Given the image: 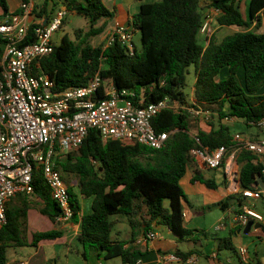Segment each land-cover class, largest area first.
<instances>
[{"label": "trees", "instance_id": "obj_1", "mask_svg": "<svg viewBox=\"0 0 264 264\" xmlns=\"http://www.w3.org/2000/svg\"><path fill=\"white\" fill-rule=\"evenodd\" d=\"M246 2L248 11L244 14L241 7ZM60 4L69 13L85 18L90 30L84 35L81 29L76 30L75 41L65 35L52 54L38 60L41 69L36 72L48 75L56 90L86 86L99 74L118 90H135L146 106L169 99L210 111L213 118L210 129L195 132L191 115L170 107L154 120L158 132L170 135L160 150L103 139L97 130H91L78 151L57 158L56 166L71 195L72 222L80 224L77 239L84 249L82 257L88 261L91 249L104 261L120 259L121 264H135L141 253L132 244L141 229L146 235L153 223L168 228L179 241L198 244L202 237L209 238L210 233L185 227L187 198L181 181L188 170L193 171L192 183H201L213 190L219 188L215 180L202 175L199 166L193 169L197 162L192 150L207 148L213 152L226 147L229 155L235 154L241 190L259 189L260 181L264 182V160L239 146L226 124L237 120L251 128L264 121V0L240 3L236 0H155L143 4L132 22L133 31H139L142 37V50L135 47L134 54L119 42L98 47L90 43L91 38L105 31L106 24H98L115 17L105 0H45L35 14L39 19L50 20ZM0 8L3 16L10 14L8 0H0ZM207 9L220 11L217 18L220 28L238 30L221 42L215 35H208L202 45L199 35ZM20 12L19 9L11 14ZM36 25L31 26V31ZM210 31L208 27L206 33ZM4 47L5 42L0 38V76ZM191 66L196 75L193 103L188 102L189 96L185 93ZM241 69L245 72L244 84L238 80ZM224 70L228 71L226 78L222 76ZM73 177L78 179L76 187L71 182ZM32 185V195L20 194L7 202V224L0 231V264L9 263L10 249L28 246L29 212L33 208L37 206L55 224L62 214L40 169L33 173ZM223 186L227 187L226 175ZM32 196L38 203L32 201ZM241 197L240 193H234L217 206L228 212L240 207ZM90 198L93 199L91 212L82 215L81 200ZM165 202H169V208ZM122 218L130 224L131 241L113 235ZM238 229L231 228L225 237H212L218 243L219 254L229 251L237 256L233 235ZM63 235L58 229L36 232L32 246L38 247L43 241L57 240ZM127 244L130 246L126 247ZM175 252L185 258L199 254L198 251Z\"/></svg>", "mask_w": 264, "mask_h": 264}, {"label": "built area", "instance_id": "obj_2", "mask_svg": "<svg viewBox=\"0 0 264 264\" xmlns=\"http://www.w3.org/2000/svg\"><path fill=\"white\" fill-rule=\"evenodd\" d=\"M20 11L5 15L0 21V38L5 42L0 76V231L7 224V202L17 195L34 193L33 173L39 169L62 211L57 224L72 222L74 210L69 187L56 161L62 155L78 151L91 130H97L103 139L128 141L160 150L170 137L168 132H158L154 127L155 118L163 110L170 107L176 112L184 110L200 121H207L212 115L202 108L173 103L169 99L146 106L135 90H118L99 74L86 86L56 90L48 75L36 71L41 69L38 60L54 52L56 44L52 37L61 30L67 10L61 7L50 20L39 19L30 3L22 2ZM215 12L220 14L219 10ZM34 23L37 25L31 31ZM210 24L211 19L207 18L201 30L203 34ZM133 37V29L119 25L108 37L107 45L119 42L134 54ZM257 127L264 132V121ZM237 143L264 160V139ZM228 152L226 147L213 152L196 148L192 155L200 168L223 169L229 181L236 183L239 167L235 154ZM237 192L242 195V203L228 211L229 216L221 221L218 231L228 227L244 229L250 221L264 224V217L254 204L264 193L258 188ZM158 238L159 234L152 229L137 242L142 244ZM237 256L239 264H253L247 247L239 246ZM212 258L219 260V254L214 253ZM198 262L197 255L185 258L176 252H167L161 256V264ZM135 264L145 263L138 259Z\"/></svg>", "mask_w": 264, "mask_h": 264}, {"label": "rangeland", "instance_id": "obj_3", "mask_svg": "<svg viewBox=\"0 0 264 264\" xmlns=\"http://www.w3.org/2000/svg\"><path fill=\"white\" fill-rule=\"evenodd\" d=\"M25 3H31V0H24ZM38 5L34 7L35 12H38V6H42L45 2L44 0H34ZM155 0H150V2H153ZM158 1V0H157ZM205 1V0H202ZM9 5L11 7L16 6V2L13 0H8ZM22 3V2H21ZM110 6V3H107ZM247 4V2L244 4V6ZM61 7H65L63 4H60L57 9L58 11ZM66 8V7H65ZM1 14V11H0ZM1 21V16H0ZM100 24H98L99 26ZM81 29L83 31V35L89 32L90 25L89 22L76 14L69 13L67 11V15L65 17V24L59 30L57 33H55L52 37L53 42L56 45H59L62 42V39L65 35H67L71 40H76L75 32L76 30ZM213 32L210 31L209 34ZM133 41L135 44V47L138 51L142 50V37L141 33L139 31L134 32ZM103 34V33H102ZM96 37H93L90 39V43L94 47H98L103 43H107L108 37L110 34H103ZM199 41L202 45H205L206 37L203 33H200L199 35ZM223 78H226L228 76V71L224 70L222 73ZM238 80L242 84L245 82V72L243 69L240 70L238 74ZM196 81V75H195V68L194 66H191L189 68V74L187 76V87L185 89V93L191 97L193 95V87ZM191 125L196 132L198 129L202 130H208L210 129L209 124L213 121V118H209L207 121H200L199 118L191 116ZM217 120H215L216 122ZM231 128L232 135L237 139L238 142L242 140H259L264 139V132L259 127H251L248 128L245 124L242 122H239L237 120H230L226 122ZM198 164L193 165V169H199ZM208 172H206L207 176H215L218 182L221 181L223 177V169H206ZM193 176L192 169H189L186 176L181 181V186L184 190V193L187 198V202L185 203V223L186 226L192 230V231H199V232H207L210 233L209 238H201V243L192 244L191 248L199 250L201 253H207L210 252L212 247L217 242L212 237H225L229 235L230 227H228L226 230L218 231L217 227L220 225L221 221L227 220V216H229V212H224L220 207L217 206L218 203H214L218 198V193L210 192L211 196L210 198L202 192V184H194L192 183L191 179ZM74 186L76 187L78 183V179L76 177H73ZM260 183L264 187V182L261 180ZM32 201L36 204L38 203V200L35 197H31ZM93 199H85L81 201L82 207H83V213L89 214L91 210L89 211V207L91 208ZM255 208L256 210L263 215L264 217V199L255 201ZM165 206L169 208V202H165ZM40 213L36 208H33L30 212L31 215V227H28V234H27V240H28V246L20 247L16 249H10L9 251V259L11 262H29V264H93L97 262V256L93 251H90L89 249V260L86 261L82 255L77 254L78 251L83 252V246L79 243L78 240H74L70 242L66 238H60L53 241H43L41 242V246L39 247H33L32 246V240H33V232H45L49 231L52 228V222L49 220V218L38 215ZM35 217V218H33ZM73 223V222H70ZM74 224V223H73ZM60 225V224H57ZM62 225V224H61ZM163 227V226H162ZM34 228V230H32ZM119 230H122V237L121 239H125V237L129 234L131 231L130 224L128 222L123 223V225L117 226L113 232V235L115 232H118ZM164 229L160 230L159 233L162 235V237H165ZM238 239V241L236 240ZM233 241L235 243V246H245L248 248L250 253V259H255L256 256H259V258L264 261V231L262 229H259L258 231L253 229L248 234H234L233 235ZM70 242V243H69ZM68 248L72 249V253L68 252ZM180 248L182 250H188L189 246L187 243L180 244ZM238 248V247H237ZM226 256L231 257L232 261L234 263L238 262V258L229 251H225L221 253V257L225 258ZM103 261V260H102ZM105 264H121L120 259H113L108 261H103ZM197 264H208L207 260L204 257L199 258V262ZM264 264V263H263Z\"/></svg>", "mask_w": 264, "mask_h": 264}, {"label": "crops", "instance_id": "obj_4", "mask_svg": "<svg viewBox=\"0 0 264 264\" xmlns=\"http://www.w3.org/2000/svg\"><path fill=\"white\" fill-rule=\"evenodd\" d=\"M13 1L16 2L17 4H16L15 7H11L9 5L10 6V14L13 13V12H16L17 10H19L20 6L22 4L21 2H23V0H13ZM107 3H110V6ZM147 3H150V0H105L106 6L111 11L115 12V17L112 20H109V21L103 20V21H101L99 23L100 25H102L103 23L106 24V28H105V31H104L103 34H105V35L111 34L113 32V30L119 25L130 27L131 29H133L132 22H133L134 16L140 11L141 6L143 4H147ZM30 4L31 5H35V6L38 5L34 0H31ZM203 4H204V2H203ZM241 10H242V12L244 14H246L247 11H248V5L247 4L245 6L242 5ZM0 11H1L0 16L2 18L3 17V11H2L1 8H0ZM205 15H206V19L207 18L211 19V24H210L209 27H210L211 31L213 30V32L211 34H207V33L204 34L206 38H207L208 35L210 37L215 35L218 38V40L221 42L226 36L234 34L238 30L235 27L220 28L217 25V18L219 17V14L215 12V9H207V10H205ZM134 32H137V30H135ZM188 102L189 103H193L194 102V96L193 95L191 97H189V101ZM206 169L207 168H203V167L200 168L202 175L205 178H207V179L215 180L217 182V184L219 185V188L216 189V190L208 189L204 184H202V192H204V194L210 198V196H211L210 194L212 192L216 193V191H217L218 198L215 201H213L214 203H219V202L227 199L228 196H230V195L236 193L237 191L241 190L239 180H237L236 183H231L229 181V179L227 178V187H226V186H223V182L225 180V174L224 173H223V177H222L221 181L218 182L217 179L215 178V176L210 177V176L206 175V172H208ZM198 184H201V183H198ZM259 189L264 193V187H263V185L261 183L259 185ZM263 199H264V196H263L262 200ZM81 201H83V200H81ZM91 208H92V205H91ZM91 208L89 207V211L91 210ZM30 212H29V225H28V227L30 226V228H32L31 227V215H30ZM37 214L38 215L39 214L42 215L41 213H38V212H37ZM82 215H84L83 212H82ZM33 218H35V217H33ZM125 222H128L127 219L126 218H122L121 219V223L118 224V226L121 227V225H123V223H125ZM185 227L187 229H189L186 226V223H185ZM53 229H58V230L62 231L64 233L62 238H66L70 242H72L74 240H78L77 238H78V236L80 234V231H81L80 224H73V223L57 225V224L52 222L51 230H53ZM152 229L156 230V232L159 234V238L157 240H155V241H146V242H144L142 244L138 243L137 241L140 240L143 237V229H141V231L139 233L140 235H138V236L136 235V242H134L132 244V247L136 248L141 253L140 255L137 256V259H141L145 264H161V256L164 253H167V252H175L177 250H181L183 252H189V251H198L199 252V250L191 248V245L193 243L188 242V241H179V239L175 235H173L172 232L168 230V228H166L164 226L162 227V226L157 225L156 223H153ZM163 229L165 230L164 231L165 237L164 236L162 237V235L159 233V231L163 230ZM253 229H255V228H253ZM32 230H34V228ZM228 230H229L228 232H230L231 228L228 229ZM238 230H237V233H236L237 235L239 234ZM255 230L258 231L259 229H255ZM35 231L36 230H34L33 233H36ZM122 233H123L122 230H119L118 232H115L114 236L116 238L120 239V240L131 241V239L133 237L132 230L125 237V239H121L120 238L123 235ZM236 240L238 241V239H236ZM182 243H187V245L189 246L188 250H182L180 248V244H182ZM233 243H234V241H233ZM199 244L202 245L201 242ZM234 245H235V243H234ZM40 246H41V243H40L39 247ZM129 246H130V244L126 245V247H129ZM217 246H218V243L216 242L215 245L212 247L210 252H207L205 254L199 252V254H195V255H198L199 258L201 256L204 257L207 260L208 264H226L227 262H229V264H239L238 256H236L238 258V262L237 263H234L232 261L231 257H229V256H226L225 258H222L221 254L218 253ZM239 246L240 245H238L237 247H239ZM72 251H73L72 249L68 248V252L69 253H72ZM214 253H218L219 254V260H216V259L212 258ZM77 254L82 255V252L78 251ZM102 260H103V258L99 259L97 257V262H95L93 264H105L103 262L104 260L103 261ZM9 262H11V261H9ZM21 263L29 264V262L28 263L27 262H21ZM252 263L253 264H258V263L259 264H263L264 261H262L259 258V256H256L255 259H252Z\"/></svg>", "mask_w": 264, "mask_h": 264}, {"label": "water", "instance_id": "obj_5", "mask_svg": "<svg viewBox=\"0 0 264 264\" xmlns=\"http://www.w3.org/2000/svg\"><path fill=\"white\" fill-rule=\"evenodd\" d=\"M263 227V224L261 223H254V221H250L247 226L244 229H239L238 233H244V234H248L250 233V231L255 228V229H261Z\"/></svg>", "mask_w": 264, "mask_h": 264}]
</instances>
